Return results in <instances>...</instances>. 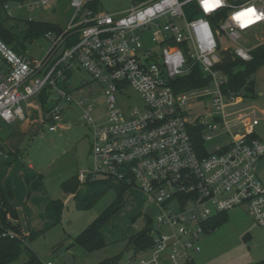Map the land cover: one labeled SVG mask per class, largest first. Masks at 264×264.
Wrapping results in <instances>:
<instances>
[{
    "label": "built area",
    "instance_id": "obj_1",
    "mask_svg": "<svg viewBox=\"0 0 264 264\" xmlns=\"http://www.w3.org/2000/svg\"><path fill=\"white\" fill-rule=\"evenodd\" d=\"M12 1L34 10L46 8L51 0ZM94 1L69 0L70 21L61 33L45 36L53 48L41 61L0 39V122L31 120L35 108L30 101L46 89L49 107L40 118L50 132L62 128L63 121L58 105L50 108L53 103L64 101L83 111L93 129L92 168L79 175L80 182L104 177L126 184L159 213L156 234L151 227L154 248L140 255L137 264H191L201 252L206 223L236 208H246L264 229V185L258 175L264 144L251 138L252 132H232L234 126H257L258 113L248 107L239 110L245 97L225 93L227 78L216 69L223 51L250 62L264 46V0H219L209 11L202 0H152L117 15L89 9ZM10 2L2 6L8 19ZM248 9L254 11L235 18ZM146 32L155 49H145ZM224 38L230 47L221 46ZM195 65L210 83L177 94L172 82ZM76 70L86 71L103 86L107 115L99 121L93 118L97 103L78 99L69 90L70 74ZM128 88L144 105L125 113L118 95L124 96ZM194 103L204 106V113L192 115L188 108ZM198 126L204 153L190 132ZM212 132L228 136L230 142L209 154L206 143L213 139ZM7 154L0 149V160ZM4 191L0 181V213Z\"/></svg>",
    "mask_w": 264,
    "mask_h": 264
},
{
    "label": "rangeland",
    "instance_id": "obj_2",
    "mask_svg": "<svg viewBox=\"0 0 264 264\" xmlns=\"http://www.w3.org/2000/svg\"><path fill=\"white\" fill-rule=\"evenodd\" d=\"M149 1L152 0H99L100 11L111 15L126 13L135 3ZM8 12L12 15L8 26L20 40L28 21L46 22L65 29L72 15L69 0H51L46 8L34 10L19 8V4L12 1L9 3ZM142 42L145 49H155L150 32L142 35ZM220 44L225 48L230 47L226 38ZM52 48V40L43 37L25 44V54L41 61ZM84 79L90 82L83 86L81 92ZM251 80L255 83L254 95L244 93L247 96L238 108L241 110L248 107L256 110L259 124L234 126L232 132L236 135L252 132L264 144V66ZM69 87L76 98L97 103V109L93 113L96 121L107 115L103 86L92 81L86 71L73 73ZM208 104L210 105V102ZM56 105L62 112L63 128L55 132H50V125L46 123L42 131L37 133L38 129L32 120L31 124L30 121L13 125L0 122V149L5 154L10 151L17 154H7V158L0 160L1 185L7 193L11 188L14 203L18 207L19 220L26 233L42 232L38 239L30 243L31 250L37 254L42 264H137L140 256L133 258L134 252L127 247V238L139 233L145 223L143 219L137 220L135 224L131 220L139 213L150 217L151 227L156 234L159 213L153 210L146 197L135 189H129L125 193L124 207L103 229L107 247L93 253H84L78 246L73 245L76 237L112 206L116 194L115 191L109 190L84 210H78L73 198L64 194L61 188L64 181L81 173L87 175L92 168L93 129L87 124L81 109L69 108L64 101L55 102L50 108ZM118 105L126 113L132 108H141L144 100L136 91L128 88L124 96L118 95ZM207 109H211V106ZM188 110L192 115H196L204 113L206 109L194 103ZM233 110L235 109L228 111ZM219 133H209L213 136V139L206 143L209 154L214 153L217 146L230 142L228 136ZM29 165L33 170H28ZM258 166L259 179L264 185V158L259 161ZM48 200H61L64 203L61 222L55 226L46 218L45 205ZM199 245L201 252L195 256L194 264H264V229L250 217L246 208L230 210L226 221L214 232L204 235ZM162 257L166 258L167 253ZM112 260L117 261L112 263ZM27 261L28 256L24 254L13 264H25ZM164 264L170 263L165 261Z\"/></svg>",
    "mask_w": 264,
    "mask_h": 264
},
{
    "label": "trees",
    "instance_id": "obj_3",
    "mask_svg": "<svg viewBox=\"0 0 264 264\" xmlns=\"http://www.w3.org/2000/svg\"><path fill=\"white\" fill-rule=\"evenodd\" d=\"M12 0H0V39L7 43L11 48L20 54H25V44L32 43L35 40L45 37L49 32L61 33L64 29L59 26L51 25L46 22L28 21L23 29V38L20 40L14 33L13 29L8 26V18H5L2 6ZM101 4L99 0H95L88 8L95 12H100ZM74 41V39H72ZM67 47L72 46V42L66 44ZM20 46V47H19ZM264 66V46L253 53V59L250 62H243L238 59L231 50L222 52V61L216 66L227 78V84L224 92H233L237 95L245 94L254 95L255 83L251 80L252 76ZM210 81L205 78L200 67L195 65L193 70L174 80L172 86L177 94L202 89L208 86ZM50 90L46 89L38 97L44 110H47V101ZM196 148L204 153V142L202 140V127L190 129ZM251 138L258 139L255 134ZM11 156H16V152H8ZM207 154H203L206 156ZM62 191L65 195L71 196L78 210H84L93 205L107 191H115L116 198L111 207L98 217L88 228H86L74 240V244L78 246L84 253H93L107 247V243L103 234V229L110 222L112 217L116 215L124 207V196L129 190V186L113 182L104 177L96 179H86L80 182L79 175L72 177L62 183ZM30 194V193H29ZM4 207L0 213V264H13L17 262L24 254H27L28 261L25 264H42L40 258L30 248V243L38 239L42 232L26 233L23 225L19 220L18 207L14 204V194L9 189L8 193L3 192ZM64 211V203L61 200H49L45 206V214L47 220L52 226L61 222ZM228 212L220 214L210 219L205 226L206 234L214 232L219 225L226 221ZM139 219H143L145 227L137 234L127 238V247L134 252V257L145 255L154 248V237L151 234L150 217L136 214L132 218V223ZM119 260V258L117 259ZM117 260H112L115 263ZM191 264H194L192 262Z\"/></svg>",
    "mask_w": 264,
    "mask_h": 264
},
{
    "label": "crops",
    "instance_id": "obj_4",
    "mask_svg": "<svg viewBox=\"0 0 264 264\" xmlns=\"http://www.w3.org/2000/svg\"><path fill=\"white\" fill-rule=\"evenodd\" d=\"M135 1V0H134ZM144 3V2H143ZM80 70H76V71H74V72H72L71 74H70V80H71V78L73 77V73H75V72H79ZM70 82V81H69ZM89 80H87V79H84L83 80V82H82V84H81V88H83V86H85L84 84L85 83H87V84H89ZM86 84V85H87ZM80 88V89H81ZM30 103H31V106H33L35 109H33L32 107H31V120L33 121V123L36 125V128L38 129L37 130V133L38 132H40V131H42V129H43V127L46 125V123L44 122V120L43 119H41L40 117H42L43 115H44V113H45V110H44V108L42 107V104L40 103V101H39V99L38 98H35V99H31V101H30ZM39 105V106H38ZM31 120H29L30 121V124H31ZM29 121H26V122H29ZM25 123V122H24ZM62 128H63V125H62ZM59 129H61V128H59ZM58 130V129H57ZM35 134H36V132H35ZM10 152H13V153H15V151H10ZM14 156V155H13ZM7 165V164H6ZM5 165V166H6ZM28 170H33V167L31 166V165H29L28 166ZM258 175H259V173H258ZM11 189V188H10ZM71 197V196H70ZM49 201V200H48ZM47 201V202H48ZM15 204V203H14ZM47 204V203H46ZM46 206V205H45Z\"/></svg>",
    "mask_w": 264,
    "mask_h": 264
},
{
    "label": "snow or ice",
    "instance_id": "obj_5",
    "mask_svg": "<svg viewBox=\"0 0 264 264\" xmlns=\"http://www.w3.org/2000/svg\"><path fill=\"white\" fill-rule=\"evenodd\" d=\"M203 7L206 11H209L219 4V0H202ZM254 10L253 9H248L246 12H240L237 13V16L235 17L236 19H241L245 17L247 14L252 13Z\"/></svg>",
    "mask_w": 264,
    "mask_h": 264
}]
</instances>
